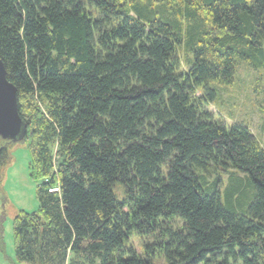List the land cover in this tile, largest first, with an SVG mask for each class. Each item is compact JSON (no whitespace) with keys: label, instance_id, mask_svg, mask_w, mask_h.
<instances>
[{"label":"trees","instance_id":"16d2710c","mask_svg":"<svg viewBox=\"0 0 264 264\" xmlns=\"http://www.w3.org/2000/svg\"><path fill=\"white\" fill-rule=\"evenodd\" d=\"M236 60L264 68V0H0L41 182L16 263L264 264V143L204 108Z\"/></svg>","mask_w":264,"mask_h":264},{"label":"rangeland","instance_id":"374dc122","mask_svg":"<svg viewBox=\"0 0 264 264\" xmlns=\"http://www.w3.org/2000/svg\"><path fill=\"white\" fill-rule=\"evenodd\" d=\"M86 12L97 17L94 8L86 7ZM215 97L204 108L213 114L214 120H221L226 125L242 124L255 139L264 143V68L250 69L244 61L236 60L233 81L228 85L211 84ZM32 138L10 145L8 160L5 162L0 181V238L3 250L0 252V264H17L13 244V219L19 212L31 213L39 209L36 189L40 180H33L30 174L31 153L29 144ZM113 193L121 199V189L114 184ZM125 247H131L140 253L141 241L137 236H130ZM155 264H160L156 262Z\"/></svg>","mask_w":264,"mask_h":264},{"label":"water","instance_id":"95a60500","mask_svg":"<svg viewBox=\"0 0 264 264\" xmlns=\"http://www.w3.org/2000/svg\"><path fill=\"white\" fill-rule=\"evenodd\" d=\"M25 134V127L18 115L16 88L7 80L0 62V138L16 143Z\"/></svg>","mask_w":264,"mask_h":264}]
</instances>
